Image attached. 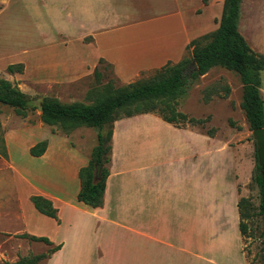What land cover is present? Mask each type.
Returning a JSON list of instances; mask_svg holds the SVG:
<instances>
[{
  "label": "crops",
  "instance_id": "0c3cea01",
  "mask_svg": "<svg viewBox=\"0 0 264 264\" xmlns=\"http://www.w3.org/2000/svg\"><path fill=\"white\" fill-rule=\"evenodd\" d=\"M223 5L224 0H68L78 33L59 42L60 52L47 43L0 56V62L36 52L28 62L38 68L42 61L53 62L61 71L52 77L71 80L104 60L127 85L180 62L193 40L218 29ZM42 141H47L43 155L31 156ZM3 142L26 198L41 196L58 210L59 222L27 202L21 213V235L61 245L45 264H247L237 182L223 186L232 171L223 169L222 180L220 169L221 157L231 159V150L216 134L178 128L153 114L115 121L101 208L77 200L79 171L96 145L84 141L80 130L58 135L40 125L6 133ZM232 228L242 257L233 263L222 247Z\"/></svg>",
  "mask_w": 264,
  "mask_h": 264
},
{
  "label": "rangeland",
  "instance_id": "374dc122",
  "mask_svg": "<svg viewBox=\"0 0 264 264\" xmlns=\"http://www.w3.org/2000/svg\"><path fill=\"white\" fill-rule=\"evenodd\" d=\"M0 0V56H14L23 50L40 49L43 44H51L52 48L61 51L59 42L73 39L77 35L74 21L67 8L68 0ZM29 2V7L25 4ZM10 5V7H8ZM207 12L205 13L206 16ZM74 26V27H73ZM240 34L252 50L258 54L264 48V0H242L238 20ZM60 34L63 35L60 36ZM65 37V38H64ZM64 44V43H62ZM23 54V53H21ZM28 58L16 57L0 62V79H5L17 87L30 100V109L25 117L17 115L12 108L0 106V264L15 263L23 258L45 254L48 246L41 242H31L20 238L22 231L21 213L27 208L26 202L33 206L30 198H26L19 178L12 171L10 164L2 155L6 152L4 136L6 133L20 132L27 128L44 125L40 120V106L43 98H54L63 104H89L97 86L112 81L116 87L125 86L115 76L113 69L106 63H99L90 72L77 79L53 78L58 76L61 68L53 62L42 61L40 68L36 63L28 62L36 57V52L28 53ZM191 57L190 50L187 56ZM25 60L24 62H19ZM9 63L22 64V74H10L6 67ZM190 66L189 70H192ZM95 70L100 73L97 78ZM45 71V72H44ZM38 72H41L38 74ZM48 74L43 79L37 75ZM154 74L151 73L150 77ZM44 76V75H43ZM261 97L264 102V71L261 73ZM242 84L239 76L221 68L210 70L205 76L195 80L188 87L185 96L177 100V110L187 116L208 120L200 132L213 130L222 147L231 150V159L221 157L222 180L223 169L232 171V179L226 176L223 186L237 182L240 199H246L244 211L247 214L246 238L243 239V252L247 264H264V214L259 209L258 187L253 182L258 158L256 142L249 124L241 108ZM160 118L158 114H153ZM45 126V125H44ZM47 127V126H45ZM53 134H64L59 128L47 127ZM84 141L95 144V128H79ZM75 130V131H77ZM74 132V131H73ZM71 132L70 134H72ZM106 131H104V134ZM168 136L169 133L165 132ZM232 161V164L229 162ZM232 180V181H231ZM222 196V203H223ZM224 205V203H223ZM221 206L222 211L225 205ZM21 206V207H20ZM222 225L225 221L222 220ZM232 230L226 235L222 246L232 256V263L241 255L237 252L238 240ZM23 235V234H22ZM226 244V245H225ZM242 258V257H241ZM46 260L38 264H45Z\"/></svg>",
  "mask_w": 264,
  "mask_h": 264
},
{
  "label": "trees",
  "instance_id": "16d2710c",
  "mask_svg": "<svg viewBox=\"0 0 264 264\" xmlns=\"http://www.w3.org/2000/svg\"><path fill=\"white\" fill-rule=\"evenodd\" d=\"M242 0H224L222 16L216 31L193 40L189 46L191 57L184 58L177 64H167L156 70L150 77H143L133 83L116 87L109 81L97 86L93 99L89 104H63L54 98H43L40 106V120L50 128H59L64 134L79 128H95L96 145L91 151L90 160L86 167L79 171L80 190L77 200L91 208H101L104 204L106 180L111 163V140L113 123L122 118L140 114H158L160 119L175 127L187 125L202 128L208 120L196 119L177 110V100L186 95L193 81L206 75L214 68L234 72L242 84L241 108L244 112L250 130L264 128V102L261 97V73L264 71V55L252 51L238 29L240 4ZM188 54V53H187ZM195 62L197 70H189ZM99 63H105L100 60ZM10 74H22L23 65L14 64L6 68ZM97 78L100 73L95 70ZM12 108L22 117L30 109L29 98L21 90L5 79H0V106ZM104 131L106 133L104 134ZM54 133V132H52ZM206 135L213 137L215 132L208 130ZM47 141L37 143L30 149V155H43ZM7 158L6 152L2 155ZM257 156V153H256ZM97 165L101 166L100 179L94 181ZM258 187L259 209L264 214V174L258 163L252 178ZM30 200L35 210L59 222L58 210L52 202L41 197L32 196ZM246 199L238 201L239 231L246 238L247 226L244 211ZM20 238L31 242H41L48 246L45 254L20 259L15 263L5 264H38L48 260L51 255L60 250L61 245L55 246L47 238L20 235Z\"/></svg>",
  "mask_w": 264,
  "mask_h": 264
},
{
  "label": "water",
  "instance_id": "95a60500",
  "mask_svg": "<svg viewBox=\"0 0 264 264\" xmlns=\"http://www.w3.org/2000/svg\"><path fill=\"white\" fill-rule=\"evenodd\" d=\"M193 70H197L195 62L192 63ZM252 136L256 142L258 165L260 166L262 173L264 174V128L256 129L252 131ZM101 166L97 165L94 172V181L100 179Z\"/></svg>",
  "mask_w": 264,
  "mask_h": 264
}]
</instances>
